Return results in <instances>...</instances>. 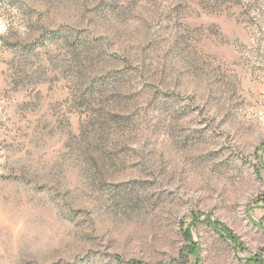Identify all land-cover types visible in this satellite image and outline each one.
<instances>
[{"label": "rangeland", "instance_id": "obj_1", "mask_svg": "<svg viewBox=\"0 0 264 264\" xmlns=\"http://www.w3.org/2000/svg\"><path fill=\"white\" fill-rule=\"evenodd\" d=\"M0 264H264V0H0Z\"/></svg>", "mask_w": 264, "mask_h": 264}]
</instances>
